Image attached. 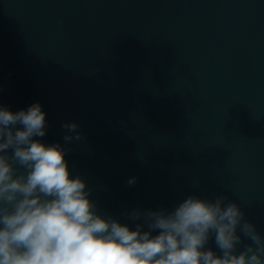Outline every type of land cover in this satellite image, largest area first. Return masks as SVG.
Instances as JSON below:
<instances>
[{"label":"clouds","instance_id":"1","mask_svg":"<svg viewBox=\"0 0 264 264\" xmlns=\"http://www.w3.org/2000/svg\"><path fill=\"white\" fill-rule=\"evenodd\" d=\"M62 128L65 146L45 144L35 139L46 135L39 102L16 112L0 105V264H264V235L227 194L135 209L126 213L143 220L135 230L99 214L65 159L83 133L75 122Z\"/></svg>","mask_w":264,"mask_h":264}]
</instances>
